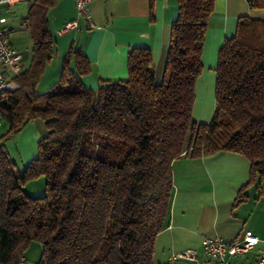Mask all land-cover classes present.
I'll return each instance as SVG.
<instances>
[{
  "label": "trees",
  "instance_id": "trees-1",
  "mask_svg": "<svg viewBox=\"0 0 264 264\" xmlns=\"http://www.w3.org/2000/svg\"><path fill=\"white\" fill-rule=\"evenodd\" d=\"M30 0H27L29 2ZM264 10V0H247ZM177 15L160 83L151 50L132 47L127 76L84 87L90 65L71 45L58 80L38 84L55 55L48 12L56 0H32L26 16L31 60L0 99V264H21L31 244L35 264H153L157 235L168 222L172 163L228 151L250 162V183L264 179V20L241 17L215 69L208 123L193 119L195 85L215 0H176ZM42 101V104H41ZM45 135L19 171L5 143L29 122ZM45 178L46 195L23 187ZM242 196V193H240Z\"/></svg>",
  "mask_w": 264,
  "mask_h": 264
},
{
  "label": "crops",
  "instance_id": "crops-1",
  "mask_svg": "<svg viewBox=\"0 0 264 264\" xmlns=\"http://www.w3.org/2000/svg\"><path fill=\"white\" fill-rule=\"evenodd\" d=\"M90 14L93 28L82 22L80 30L61 34L60 28L76 18V8L74 0H56L48 12L55 55L40 81L47 71H51L49 88L58 80L62 58L71 45L89 62L90 72L81 80L90 90H96L101 80L127 76V53L132 47L150 48L157 75L177 15L176 0H92ZM241 17L264 20V10L250 9L247 0H215L205 35L203 71L195 85L192 116L198 123L212 118L218 53L224 41L235 35ZM44 135L43 123L33 121L5 143L19 171L36 158L37 142ZM171 172L169 217L155 239L153 264H162L172 253L189 249L197 252V261L179 260L178 264H210L202 253L205 238L233 241L248 231L264 240V179L260 189L255 182L250 183V162L245 156L228 151L196 158L183 155L172 163ZM33 244L30 247H35V252L30 256L25 253L21 264L38 261L41 246Z\"/></svg>",
  "mask_w": 264,
  "mask_h": 264
},
{
  "label": "built area",
  "instance_id": "built-area-1",
  "mask_svg": "<svg viewBox=\"0 0 264 264\" xmlns=\"http://www.w3.org/2000/svg\"><path fill=\"white\" fill-rule=\"evenodd\" d=\"M91 1L74 0L76 18L65 23L59 33L80 30L82 22L93 28L90 14ZM20 2L27 0H0V99L5 93L14 92L19 88L14 80L23 71V65L20 63L21 54L11 45L8 33L4 29L6 18L2 16L3 6L10 8ZM1 125L0 117V130ZM202 253L209 259L210 264H264V240L248 231L233 241L205 238L202 241ZM252 254L254 256L252 260H245ZM197 256L195 250H184L172 253L162 264H178L179 260L196 262Z\"/></svg>",
  "mask_w": 264,
  "mask_h": 264
},
{
  "label": "rangeland",
  "instance_id": "rangeland-1",
  "mask_svg": "<svg viewBox=\"0 0 264 264\" xmlns=\"http://www.w3.org/2000/svg\"><path fill=\"white\" fill-rule=\"evenodd\" d=\"M32 0L29 2H20L14 6L2 8V14L6 18L7 23L4 25L5 31L8 33L11 45L21 54V64L23 70L27 69L31 60V40L29 30L26 24L23 23L22 19L26 16L27 9ZM59 56V54H58ZM163 67H161L156 75V82L160 83L162 76ZM51 71H47L46 75L41 79L38 84V93L43 95L49 90V84L47 78ZM42 104V101H41ZM40 122V121H38ZM5 126L1 127L0 133L5 131ZM24 193L31 197H42L46 195V180L45 178H39L34 181L27 183L23 187ZM34 246H39L38 243H34ZM35 252V247H29L26 251V256H30ZM41 253V249H40ZM40 255L38 256L39 259ZM30 259V258H29Z\"/></svg>",
  "mask_w": 264,
  "mask_h": 264
}]
</instances>
